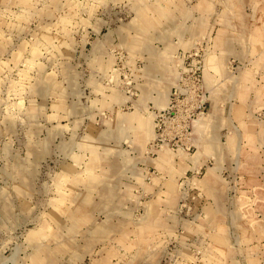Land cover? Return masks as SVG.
Wrapping results in <instances>:
<instances>
[{
  "label": "rangeland",
  "instance_id": "374dc122",
  "mask_svg": "<svg viewBox=\"0 0 264 264\" xmlns=\"http://www.w3.org/2000/svg\"><path fill=\"white\" fill-rule=\"evenodd\" d=\"M0 264H264V0H0Z\"/></svg>",
  "mask_w": 264,
  "mask_h": 264
}]
</instances>
